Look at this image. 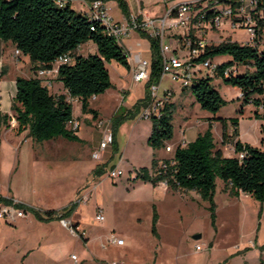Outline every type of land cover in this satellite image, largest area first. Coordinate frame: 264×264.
Listing matches in <instances>:
<instances>
[{"label": "rangeland", "instance_id": "1", "mask_svg": "<svg viewBox=\"0 0 264 264\" xmlns=\"http://www.w3.org/2000/svg\"><path fill=\"white\" fill-rule=\"evenodd\" d=\"M71 1L80 13V0ZM107 8L112 18L122 19L115 2L108 3ZM221 34L220 38L212 37L209 46L246 37L245 30L232 31L227 26ZM119 44L128 50L131 64L135 55L150 58L149 41L137 32L124 37ZM213 60L224 64L231 58L221 56ZM107 68L112 86L99 95V100L95 101L93 97L91 106L94 109L100 104L101 112L96 118H102L111 133L115 113L120 107L125 108L115 124L120 129L116 152L109 147L100 152L99 158L92 157L104 129L96 127V118L92 115L87 120L79 118L80 113L83 114L81 106L73 100V115L82 123L79 131L74 133L84 139L83 142L74 143L62 138L42 143L33 141V151L36 158L42 160L43 170L40 165L30 172V176L21 170L18 178H14V182L20 180L24 184L30 181L31 186L25 188L26 184H22L17 189L28 206L44 211L60 210L70 203H77L75 212L66 220L79 237L57 220L42 223L31 214L12 222L1 219L0 264H264V202L245 194L231 197L217 179L214 208L210 211L209 203L193 192L174 191L163 184L154 186L151 182L135 179L140 168L151 169L153 159L161 163L172 159L164 154L172 153H166L164 148L153 150L148 145L152 119L141 118L142 111L138 115L133 112L137 97H145L144 84L134 85L130 70L114 61L108 63ZM240 71L252 72V68L245 66ZM212 86L226 102L216 114L203 110L189 89L181 88L167 76L161 80L160 89L177 87L178 90L175 96L172 92L171 98L174 100L173 136L165 145L178 140L187 125L193 128L194 134L203 132L210 120L214 124L211 130L216 149H220L225 157H233L232 145L222 144V125L216 119L238 118L244 143L261 148L262 121L253 118L254 106L244 105L239 113V88L226 85L218 78H214ZM11 120L9 128H12ZM229 127L232 134L230 123ZM68 128L71 129V125ZM190 137L186 133V138ZM4 138L8 140V137ZM28 139L23 136L22 143ZM6 160L5 163L11 162L10 157ZM103 165L101 175L92 173ZM114 169L122 174L115 179L109 177ZM2 174H5L4 168ZM154 210L160 217L158 238L152 233ZM99 213L104 216L103 221L96 220ZM196 235L199 238H195ZM112 236L123 239L124 244H111Z\"/></svg>", "mask_w": 264, "mask_h": 264}, {"label": "trees", "instance_id": "2", "mask_svg": "<svg viewBox=\"0 0 264 264\" xmlns=\"http://www.w3.org/2000/svg\"><path fill=\"white\" fill-rule=\"evenodd\" d=\"M90 2L92 0H85ZM114 1L123 16L128 18L130 12L125 0ZM60 2V1H58ZM55 0H0V40L11 42L32 64L34 72L51 70L52 65L61 57L69 56L70 64H60L57 69L58 80L62 83L71 99L80 101L81 112L90 113L96 118V111L89 108V100L99 96L111 88V80L107 64L112 61L130 69L128 52L115 39L105 34L98 24L91 23L83 14L71 9L69 2L59 4ZM94 25V30L91 26ZM149 41L151 73L145 85V97L138 100L132 108L139 114L150 104L148 88L157 84L161 74V56L157 42L140 34ZM92 42L96 47L94 54L81 56L76 54L78 47ZM230 57V62L220 65L219 75L226 85L239 88L241 108L253 105V118L261 120V148L242 143L238 138V118L229 121L217 118L222 125V144H232L233 157H225L220 149H216L213 140L211 121L203 133L184 147L178 146L174 156L161 163L153 159L151 169L140 168L135 179L151 182L154 186L165 183L174 191H193L202 200L209 203L210 211L214 208L216 181L224 185V191L231 197L240 194L249 195L258 202H264V48L259 45H239L235 42H223L219 45L207 46L203 58ZM251 67L252 72L238 73L224 77L223 70L231 65ZM0 71V78L5 75ZM214 78L195 79L190 93L196 103L210 113L216 114L226 104L219 92L212 86ZM16 120L17 134L27 132L34 142L42 143L57 138L70 142H80L74 131L68 128L72 122V104L64 95H53L47 86L37 77L16 79V94L11 106ZM125 108L120 107L112 119V136L118 133L117 120L123 115ZM129 114H133L129 112ZM173 105L166 104L158 118H152L151 134L148 145L153 150L166 147V142L173 136ZM117 115V116H116ZM11 118L0 116V123L9 127ZM232 125V134L226 132L227 123ZM243 154L242 158L239 155ZM162 165H165L162 167ZM102 169L93 170L94 175H101ZM11 205L23 209L42 223L70 218L77 208V203H70L60 210L41 211L23 203L14 202L13 198L0 195V205ZM157 214L153 211L152 233L156 235Z\"/></svg>", "mask_w": 264, "mask_h": 264}, {"label": "built area", "instance_id": "3", "mask_svg": "<svg viewBox=\"0 0 264 264\" xmlns=\"http://www.w3.org/2000/svg\"><path fill=\"white\" fill-rule=\"evenodd\" d=\"M161 1L166 5V8L163 14L158 17L140 18L130 14L128 18L124 17L120 21H116L109 15L107 3L102 0L88 2L85 14L91 23L100 25L105 34L118 43L134 32L144 34L157 42L161 56L160 80L148 88L150 104L141 112L140 117L143 119L158 118L163 107L170 103L173 90L170 88L160 89V82L165 76L173 83L180 85L181 88L190 89L195 79L216 78L219 75L221 64L215 62L214 58H203V55L209 46L208 41L215 36L220 38L224 27L227 26L232 31L245 30L246 37L240 41H234L239 45H264V0H188L172 5H167L172 0ZM58 3L62 4L63 2ZM91 30H94V25L91 26ZM227 41L231 42V40ZM15 54L18 55L21 52L15 50ZM128 60H130L129 55ZM71 61L69 56H63L56 62L60 65L70 64ZM240 68L233 64L223 70V76H235L241 73ZM45 73L47 72L40 70L37 73V78L47 86L48 81H44L42 78ZM150 73L151 61L135 55L133 63L130 65L132 83L134 85L147 83ZM262 87L264 89V81ZM16 125L15 119H12L11 126L15 127ZM95 125L97 128L104 129L99 148L92 153V157L97 159L100 152L110 144L112 133L102 119H97ZM78 129V122L71 125L72 131L76 132ZM165 150L170 152L172 148L166 146ZM242 157L243 154H240L239 158ZM164 166L162 165V167ZM120 175L122 174L118 169L109 173V177L113 179ZM161 184L165 185V183ZM27 214L29 213L23 209H17L11 205L2 204L0 206V220L12 222L17 218L26 217ZM95 218L97 221L104 220L102 213L97 214ZM59 223L70 233L79 237L69 221L61 219ZM110 242L116 246L124 244L123 239L113 236L110 237Z\"/></svg>", "mask_w": 264, "mask_h": 264}, {"label": "crops", "instance_id": "4", "mask_svg": "<svg viewBox=\"0 0 264 264\" xmlns=\"http://www.w3.org/2000/svg\"><path fill=\"white\" fill-rule=\"evenodd\" d=\"M55 1H57V2L63 1L64 3L69 2L71 9H73L75 12H77V10H75L73 8V4H72L71 0H55ZM180 1H188V0H172L167 5H172L173 3L180 2ZM80 2L82 5V11L80 12V14L85 15L86 11H87V3L88 2L85 0H80ZM110 2H114V1H108L106 3L108 4ZM125 2L127 3L130 14L137 15L140 18L158 17V16L163 14V12L166 8V5L161 0H125ZM115 4H116V2H115ZM116 6H117V4H116ZM117 8H118V6H117ZM118 10L120 11L121 17L124 18L121 10L119 8H118ZM77 13H79V12H77ZM116 21H120V20H116ZM138 34L140 35V33H138ZM124 49H126V48H124ZM15 50H17V49H16L15 45H13L11 42H3L0 40V71L2 69H5V71H6L5 75L2 78H0V116L8 115L11 119H15L13 117V112L11 110V106H12L13 99H14L15 94H16V79L18 77H22V78L37 77V73L40 71V70H38V71L34 72L32 70V68L35 65L31 63L29 58L27 56H24L23 54L16 55ZM95 52H96L95 45L92 42H86V43H84L78 47L76 54L81 55V56H87L89 54H94ZM127 52H128V50H127ZM128 55H129V52H128ZM147 60H150V58ZM128 61H129V66H130L131 65L130 60H128ZM58 66H59V64L57 62H55L52 65V69L51 70H45L47 73H45L42 77L44 79V81L47 80L49 83L47 85L49 92L53 95H56V96H59V95L66 96L67 101H69L71 104H72L73 100H77V102L80 103V101L78 99H71L68 96L67 91L64 89L62 83L58 80V77H57ZM142 84H144L143 86L146 85V83H142ZM42 85H45V83L42 82ZM171 89L173 90V94L175 96L178 93L177 87H175V88L171 87ZM130 95H131V93H130ZM130 95H129V97H130ZM94 98H95V101L99 100V96H96ZM140 99H142V97L138 96L136 101L140 100ZM92 100H93V97L89 100V108H91L92 110H95L97 114H98V112L100 113L101 112L100 104H98L93 109V106H91ZM173 102H174V100L172 101V99H171L170 104H172L174 107ZM91 115L92 114L87 115V114H81L80 113L79 118H82V120H87V118H89V116H91ZM72 116H73V120L71 123H73L74 121L78 122L79 123V129H80L82 126V123H80L79 118H77V119L75 118V116L73 115V110H72ZM97 119H102V118L98 117L95 120H97ZM71 123L68 125V127L70 125H72ZM253 123L255 124L256 122L254 121ZM213 125L214 124L211 123L212 128H213ZM15 128H16V126L9 128V127H6L4 124L0 123V190H1L0 195H2L3 197H8L5 194V192H6L8 194H11V196H13L11 198L18 200L19 203L26 204L27 202L24 201L23 198H20V196L18 195L19 191L17 189H19L22 184L23 185L26 184L25 188L28 186H31V184L29 183L30 181L24 184L20 180H16L14 182V178H18L21 170L22 171L25 170L26 172L29 173L28 176H30V174H31L30 172H32L34 169L39 168V166L42 163V160L37 159L38 157L36 158L35 153L33 151V147H32L33 140L27 136V132L25 131V132L17 135ZM206 128H207V126H206ZM206 128H205V130H206ZM79 129H78V131H79ZM119 130H118V133H117V136L115 139V143H113L114 140H113V136H112L110 144L108 145V147L106 149L101 151L102 153L105 152L109 147H113L114 151L116 152L117 146H118V136L120 133ZM193 131L194 130L191 126H188V125L185 126L184 130H181V137L178 140H176L175 142H173L172 144L166 145V146H170L172 148V150L170 152H167L165 150V152L166 153H172V154L171 155L164 154V157L173 158L174 151L178 146H180V145L182 146L183 143H184V145H186L187 143L194 141L195 138L197 137V135L200 133L194 134ZM203 132H201V133H203ZM226 132L228 135H231V128L229 127V123H227ZM186 133H189L191 135V137L189 139L186 138ZM191 133H193V134H191ZM238 133H239V136L237 139H239L242 143H244V141L241 139L242 136H241V132H240V120H239V126H238ZM23 136H27L29 138L28 141H26L25 143H22V140H21V138ZM4 137H8V140H7V138H4ZM77 137L80 139V142H74V143L83 142L84 139H82L79 135H77ZM4 139H6V140H4ZM245 140L249 141V138L245 137ZM100 142H99V144H100ZM99 144H98L97 148L95 149V151L98 150ZM184 145L182 147H184ZM232 147H233V145H232ZM7 157H10V161H11L10 163H5L7 161L6 160ZM120 161H118V163H117L118 166H119ZM2 168H4L5 174H2ZM99 168L103 169L104 165L99 167ZM40 169L43 170V165L40 166ZM92 173H93V171H92ZM2 179H4V181H2ZM216 185H217V181H216ZM190 192H193V191H190ZM193 193H195V192H193ZM65 207H67V206H65ZM65 207H63V208H65ZM46 210H54V209H46ZM46 210H44V211H46ZM159 218H160L159 214L157 213V222H156V228H155L157 238L159 236L158 232H157V226H158Z\"/></svg>", "mask_w": 264, "mask_h": 264}, {"label": "water", "instance_id": "5", "mask_svg": "<svg viewBox=\"0 0 264 264\" xmlns=\"http://www.w3.org/2000/svg\"><path fill=\"white\" fill-rule=\"evenodd\" d=\"M195 238H199V235H196Z\"/></svg>", "mask_w": 264, "mask_h": 264}]
</instances>
